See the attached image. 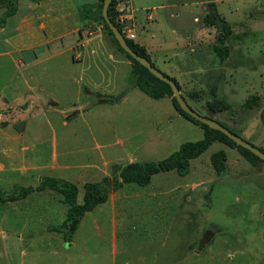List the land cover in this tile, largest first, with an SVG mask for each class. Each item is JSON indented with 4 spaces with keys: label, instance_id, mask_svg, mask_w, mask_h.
Here are the masks:
<instances>
[{
    "label": "crops",
    "instance_id": "1",
    "mask_svg": "<svg viewBox=\"0 0 264 264\" xmlns=\"http://www.w3.org/2000/svg\"><path fill=\"white\" fill-rule=\"evenodd\" d=\"M128 1L131 5V0ZM210 1L216 6L223 0H207L202 19L191 11V20L196 25L182 29L183 34L176 33L175 23L170 30L161 29L162 18L157 14L151 20L155 21L153 29L159 28L137 34L136 11L132 8V40L146 48L159 70L177 80L181 93L191 78L199 81L207 79V74H215V79H222L230 86L232 94L224 99L236 101L242 96L237 90L251 88L249 82L253 79L252 73L238 66L246 61L247 54L237 44L240 36L254 32L255 27L231 22V33L226 39L229 53L219 60L212 51L217 30L205 21ZM99 8L100 0H16L15 12L0 26V190L10 193L6 189L12 192L16 186L35 187L43 176L60 177L78 186L77 201L81 202L83 193L80 198L79 186L83 189L86 182L106 179L109 183L107 200L84 214L69 242L61 232L47 228L66 217L67 205L58 192L33 191L22 199L2 202L8 209L20 212L11 217L12 221L19 218L20 225L9 228L7 254L18 255L21 264H53L54 259L57 264H72L73 256L79 252L88 260L93 252L85 244L80 251L74 248L79 228L91 217L97 232L80 236L108 239L114 257L112 264H116V256L128 252H133V257L121 258L120 264H209L206 258L212 264H260L259 255L247 248V243L235 248L229 261L222 260L220 247L227 245L229 239H219L217 243V235L210 231L194 235L123 231L128 220L125 218L128 202L142 196L156 198L159 193L141 192L140 185H137L139 189L132 185L136 183L111 188L110 178L118 176L119 168L137 160L132 145L137 134L128 132L118 136L114 123H110L114 135L111 137V131L102 124L99 126L95 118L108 112L115 122L120 114L130 123L129 115L139 112L144 96H149L133 85L130 60L104 37ZM5 10L0 7V19ZM173 40L176 45L183 42V51L172 52ZM182 81L187 84L183 86ZM94 94L111 96L114 101L95 104ZM252 94L260 97L258 103L264 107V93L248 96ZM42 125L60 128L59 148L57 134L52 130L54 137L47 154L43 148L44 136L39 135ZM99 129L105 136L102 143L97 136ZM115 147H120V154H126L125 164L121 163L119 154H114L119 151ZM250 163L256 165L257 160ZM112 165L115 174L111 172ZM2 177L7 178L6 182L11 181L4 190ZM149 184L141 187L147 188ZM195 186L196 183L192 185ZM104 213L119 215V224L109 234H104L99 225ZM30 220L36 226L28 227ZM96 253L103 256L101 250ZM64 254L66 257L60 259Z\"/></svg>",
    "mask_w": 264,
    "mask_h": 264
},
{
    "label": "rangeland",
    "instance_id": "2",
    "mask_svg": "<svg viewBox=\"0 0 264 264\" xmlns=\"http://www.w3.org/2000/svg\"><path fill=\"white\" fill-rule=\"evenodd\" d=\"M206 1L131 0V6L136 11L135 32L137 34H148L157 30L159 27L156 26L153 29L155 21L151 20V17L156 18L155 15L157 14L162 18L159 21L161 29L167 28L170 30L172 24L175 23L176 33L183 34L182 29L189 25H196L191 20V11L202 19L205 14ZM263 5L264 0H223L218 1L216 4L217 10L226 21L230 23L240 21L244 23V27H251V25L255 27L254 32L240 36L237 44L241 51L247 54L246 61L238 66L240 69L252 73L253 79L249 82L251 88L241 87L238 89L237 91L242 96H236L238 100L231 102L228 98L230 107L214 113L208 108L207 104L215 99L227 101L224 96L232 94L227 82L222 79H215V74H207V79L199 81L196 78H191L188 84L182 81L183 86L188 85L187 88L186 85L183 87L182 95L196 112L215 118L239 135L243 134L252 118L259 117L256 131L248 138V141L261 149H264V107L260 103L246 109L242 108L241 105L249 93H264ZM171 13L173 14L172 17L169 16ZM103 35L114 45L119 54L125 56L104 28ZM175 36L178 37L174 34ZM175 41L170 46L172 52L183 51V42H178V45H176ZM240 86L244 85L241 84ZM190 92H197L198 94L192 96L189 94ZM144 97V104L139 108V112H136V110L129 115L130 123L125 122L120 114L115 122L112 120L115 119L113 115L108 112H102L95 118L99 126L102 124L109 130L110 123H114L118 136H123L128 132L137 134L132 139L136 161L163 159L175 151L182 142L196 141L203 137L201 126L190 117L177 114L175 107L171 106L169 98L155 100L147 96ZM54 126V129L47 125H42L39 128V135L44 136L43 148L46 154L48 148H50L52 136L54 137V131L57 134V148H59L60 128ZM99 130L97 136L102 143L105 136L101 133V129ZM110 131L111 137H113V130ZM115 148L119 151H114V154H119L122 159L121 163L125 164L127 162L126 154H120V147ZM219 150H222L226 156V166L221 172H217L211 163L212 154ZM256 160L257 164L254 165L250 163L253 160L250 162L246 160L237 147H230L218 141L213 142L198 157L190 160L189 170L185 175H179L175 170L160 172L152 176L149 186H146L147 188L140 186L141 192L156 191L159 194L156 198L142 196L128 202L125 211V218L128 220L126 226L123 227V231L131 233L169 231L173 234L182 233L183 235H194L197 232L210 231L217 235V243H219V239H229L227 245H220L222 260L229 261L233 250L247 243V248L251 247L253 253L256 256L259 255L260 264H263L264 162L259 158H256ZM113 167L115 165H112L111 170ZM111 172L115 174V168ZM2 178L4 181L7 180V178ZM18 183L22 182L18 181ZM195 183L197 186L193 188L192 185ZM1 184L4 190V188L10 187L11 181L1 182ZM132 185L139 189L137 184ZM79 188V197L81 198L83 189L81 186ZM6 190L11 192L8 191L10 189ZM15 215H20V212L12 211L0 202V264H21L18 255H8L6 252L9 228L20 225L19 218L17 219L18 223L15 219L12 221L11 217ZM32 222L33 220L29 221L28 227L36 226ZM99 223L101 231L105 232L104 234H109L114 226L119 224V215L104 213L103 217L99 218ZM94 226L95 223L92 222L91 217L84 220L79 228V237L76 236L77 246L74 248V251H80L83 248L82 245L85 244V247L93 252L92 256L87 260L88 257L85 256V258L79 255L81 254L79 252L78 255L73 256L75 263L72 264H105L106 261L108 264H112L114 262L108 239L91 236L84 239L83 236H80L84 233L97 232ZM118 230L121 231L119 228ZM221 242L224 241L220 240ZM97 250H101L103 256L97 254ZM41 257L42 259L47 258L46 256ZM65 257L64 254L60 259ZM125 257L132 258L133 252L116 256V264H120L121 258ZM206 262L213 263L209 258H206ZM53 264H57L55 259Z\"/></svg>",
    "mask_w": 264,
    "mask_h": 264
},
{
    "label": "trees",
    "instance_id": "3",
    "mask_svg": "<svg viewBox=\"0 0 264 264\" xmlns=\"http://www.w3.org/2000/svg\"><path fill=\"white\" fill-rule=\"evenodd\" d=\"M15 1L16 0H0V7L6 8L4 15L0 19V26L3 24L7 16L15 12ZM102 2L103 0H100L99 12L101 24L110 35L111 40L114 42L117 48L125 54V57L128 60H130L133 85L153 99H159L163 97L171 98L176 110L182 116L184 115L193 119L199 126H201L203 130V137L201 139L196 141L182 142L175 151L163 159L157 161H134L119 168L118 176H112L110 178L111 188H118L124 183H136L137 185L145 186L151 181L153 175L169 170H175L179 175H185L188 173L190 160L198 157L215 141L224 143L230 147L235 146L245 159L249 161L256 160L258 157L252 152L242 146L236 145L233 140L228 138L222 132L209 128L206 124L199 122L184 112L179 107L176 99L173 97L169 84L154 76L146 67L140 64L121 48L101 15ZM113 4L114 3L112 0L108 7V15L110 20L116 25V27H118L121 32V26L115 18L116 13L114 11ZM207 11L208 12L205 15V21L208 24L214 25L217 30L216 40L212 45V51L219 60H223L229 53V47L226 45V39L231 33V23L220 16L213 1L207 3ZM125 38L134 52L148 59L152 66L156 67L152 63L150 55L144 46L134 42L132 39L127 37ZM162 73L168 78L172 79L176 83L179 90L181 89L175 78L170 77L164 72ZM189 94L196 96L198 93L190 92ZM259 98L260 97L258 95H249L242 103V108L246 109L258 105ZM93 101L95 104H100L105 102H113L114 99L111 96L94 94ZM207 106L212 112L218 113L228 109L230 104L225 100L215 99L214 101L208 102ZM261 150L264 151V149ZM225 162L226 156L222 150L212 154L211 163L217 172H221L225 169ZM108 186V179L101 182L91 181L84 183L82 201L78 202L77 194L79 189L75 183L60 177L43 176L35 187L16 186L10 193H4L0 190V202L22 199L33 191H43L49 189L58 192L61 195V201L67 205L66 217L62 222L49 225L47 228L49 230L61 232L63 234L64 240L69 242L84 214L87 211L95 208L98 204H101L107 200L109 194Z\"/></svg>",
    "mask_w": 264,
    "mask_h": 264
},
{
    "label": "water",
    "instance_id": "4",
    "mask_svg": "<svg viewBox=\"0 0 264 264\" xmlns=\"http://www.w3.org/2000/svg\"><path fill=\"white\" fill-rule=\"evenodd\" d=\"M112 0H103L102 7H101V15L106 23V25L109 27L111 32L113 33V36L117 40L118 44L121 46V48L126 51L131 57H133L135 60H137L140 64H142L144 67H146L154 76L159 78L160 80L166 82L169 84L172 95L176 99L179 107L186 112L188 115L193 117L194 119L198 120L201 123L206 124L209 128L218 130L225 134L228 138L233 140L236 145L242 146L252 152L254 155H256L260 160L264 161V151L261 150L259 147L255 146L251 142L248 141V138L253 133L257 122L260 120L259 117L252 118L251 122L248 124L246 129L243 131L242 135H239L217 121L213 117H207L204 115L199 114L196 112L184 99L182 96L179 88L177 87L176 83L165 76L161 71H159L156 67L152 66L150 61L146 59L145 57L137 54L134 52L129 44L126 41V38L124 35L120 32L118 27L110 20V17L108 15V7Z\"/></svg>",
    "mask_w": 264,
    "mask_h": 264
},
{
    "label": "built area",
    "instance_id": "5",
    "mask_svg": "<svg viewBox=\"0 0 264 264\" xmlns=\"http://www.w3.org/2000/svg\"><path fill=\"white\" fill-rule=\"evenodd\" d=\"M113 8L116 13L115 18L121 26V33L132 39L134 37L132 33V7L128 0H113Z\"/></svg>",
    "mask_w": 264,
    "mask_h": 264
}]
</instances>
